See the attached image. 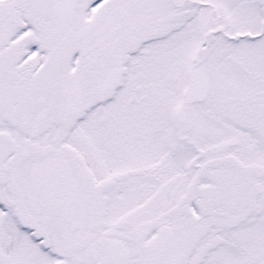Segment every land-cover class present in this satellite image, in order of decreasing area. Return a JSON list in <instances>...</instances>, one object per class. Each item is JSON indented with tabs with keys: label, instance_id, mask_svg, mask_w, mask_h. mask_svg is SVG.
I'll return each mask as SVG.
<instances>
[{
	"label": "snow or ice",
	"instance_id": "obj_1",
	"mask_svg": "<svg viewBox=\"0 0 264 264\" xmlns=\"http://www.w3.org/2000/svg\"><path fill=\"white\" fill-rule=\"evenodd\" d=\"M0 264H264V0H0Z\"/></svg>",
	"mask_w": 264,
	"mask_h": 264
}]
</instances>
